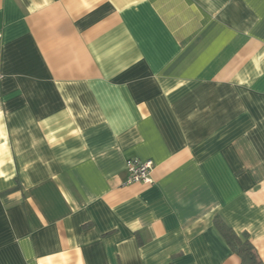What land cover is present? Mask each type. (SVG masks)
Listing matches in <instances>:
<instances>
[{
	"label": "crops",
	"instance_id": "obj_1",
	"mask_svg": "<svg viewBox=\"0 0 264 264\" xmlns=\"http://www.w3.org/2000/svg\"><path fill=\"white\" fill-rule=\"evenodd\" d=\"M0 75V264L264 261V0H0Z\"/></svg>",
	"mask_w": 264,
	"mask_h": 264
},
{
	"label": "trees",
	"instance_id": "obj_2",
	"mask_svg": "<svg viewBox=\"0 0 264 264\" xmlns=\"http://www.w3.org/2000/svg\"><path fill=\"white\" fill-rule=\"evenodd\" d=\"M214 224L233 253L241 259L240 264H264L247 232L237 233L220 215L215 216Z\"/></svg>",
	"mask_w": 264,
	"mask_h": 264
},
{
	"label": "built area",
	"instance_id": "obj_3",
	"mask_svg": "<svg viewBox=\"0 0 264 264\" xmlns=\"http://www.w3.org/2000/svg\"><path fill=\"white\" fill-rule=\"evenodd\" d=\"M126 167L128 173L127 184L150 183L152 181L151 173L154 167L152 160L128 159Z\"/></svg>",
	"mask_w": 264,
	"mask_h": 264
}]
</instances>
